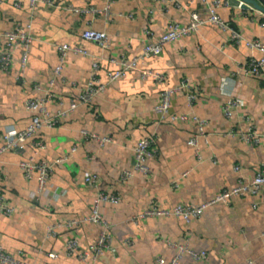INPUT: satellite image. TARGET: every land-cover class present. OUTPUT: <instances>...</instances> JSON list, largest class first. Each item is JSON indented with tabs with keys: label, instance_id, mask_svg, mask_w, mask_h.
Instances as JSON below:
<instances>
[{
	"label": "crops",
	"instance_id": "obj_1",
	"mask_svg": "<svg viewBox=\"0 0 264 264\" xmlns=\"http://www.w3.org/2000/svg\"><path fill=\"white\" fill-rule=\"evenodd\" d=\"M13 1L0 0V34L17 23L30 22L27 30L33 40L23 71L18 51L9 71L0 70V144L4 135L14 137L30 122L32 114L26 100L43 94V90L33 89L32 83L42 89L48 86L58 62L56 44L85 48L98 60L97 76L106 87L91 103L77 106L62 115L55 126L38 132L37 137L44 142L39 158L53 161L67 156L54 165L46 194L37 193L35 173L25 179L19 168V161L32 150L28 143L25 155L13 151L0 154V195L4 204L14 208L11 215H0L2 248L28 264H168L177 250L169 244L174 242L206 252L198 261L184 255L179 264H264V213L259 196H232L227 203L206 207L201 217L188 222L173 215L132 219L153 206L171 209L177 204L199 205L236 185L239 178L252 179L264 163V77L246 75L243 67L250 55L257 57L258 53L229 38V29H234L264 44V13L241 1L233 5L219 0L218 13L228 23L227 31L202 25L108 82V72L118 68L111 58L130 61L148 41L157 40L167 23L185 25L191 11L206 17L205 3L113 0L106 13L108 0H54V5L38 3L33 10L27 0H20L19 8ZM255 1L264 7V0ZM87 27L105 31L108 46L82 39ZM3 43L0 35V48ZM143 68L162 72L166 87L188 82L195 100L188 103L184 88L172 94L170 110L206 119V141L200 137L197 146L187 144L195 130L190 118L183 122L159 119L153 108L160 101L161 86L150 78L142 79L139 71ZM90 72L91 57L66 56L62 78L51 87L53 98L47 104L50 115L77 98ZM228 99L240 101L231 109L230 118L223 113ZM250 126L262 135L256 144L227 134L231 128L247 130ZM82 129L108 136L110 141L99 145L93 139L84 140ZM153 132L158 154L146 161L149 172L134 173L121 182L120 173L132 169L136 142ZM237 164L241 167L238 172L233 170ZM88 174L98 176L99 189L120 197L117 204L99 206L110 225L113 250H103L95 258L89 249L97 241L100 227L84 220L91 214L97 193L82 181ZM31 192H36L35 199ZM254 201L257 208L252 207ZM69 219L80 222L46 235L47 227ZM71 238L77 240L79 252H88L86 259L66 253L65 243ZM49 252L57 253V258L50 259Z\"/></svg>",
	"mask_w": 264,
	"mask_h": 264
},
{
	"label": "built area",
	"instance_id": "obj_2",
	"mask_svg": "<svg viewBox=\"0 0 264 264\" xmlns=\"http://www.w3.org/2000/svg\"><path fill=\"white\" fill-rule=\"evenodd\" d=\"M30 8L33 10L38 3H44L46 5H54V0H27ZM113 0H108L107 5L104 8L106 13L109 10L110 4ZM194 0H188V4L192 3ZM207 8L208 14L206 17H201L197 11H191L189 13V20L185 25H181L175 22H169L166 25L165 31L157 38L155 41H148L142 48L141 53L133 57L130 61H126L123 58H111L110 61L118 65V68L113 71L108 72V82L114 81L122 77L125 72L129 69H134L139 60L146 59L150 56L157 55L166 43L178 40L182 36H186L193 31L198 30L202 25L211 24L216 25L222 30L227 31L229 26L226 20H224L218 13V8L220 7L219 0H202ZM21 5L20 0H14L13 6L19 8ZM71 10L76 11L73 7H68ZM91 10V9H90ZM264 25V23H262ZM31 23L22 25L17 23L15 27L11 30L2 32L0 35L4 39L3 46L0 48V70L3 72H8L10 69L11 59L15 51L20 53L19 64L23 71L26 68L28 62V56L30 51V44L33 40L32 36L29 34V28ZM28 29V30H27ZM145 32L151 37V31L146 29ZM81 38L86 41H92L97 43L100 47L108 46V36L105 31L96 30L91 27L85 28L81 33ZM230 41L243 45L246 49L258 53L255 57L250 55L246 63L244 64V71L246 75L262 76L264 77V44L258 39H249L242 36V34L234 29H229ZM57 50V64L54 66L52 71V77L49 79L48 86L43 88L37 83H32V87L35 90H43L42 96L29 97L26 100V108L31 112V119L27 126L16 133L14 137L3 136L4 141L0 144V154L6 151H13L21 155H25L26 144L28 143L31 147V152L26 154L22 158L18 165L22 171V175L25 179L33 178V173H35V180L37 185V193L46 194L48 192V181L53 172V167L67 159V156H60L55 158L53 161H47L43 158L38 157L40 150L44 148V142L37 137L38 132L45 127H52L58 123V119L65 115L67 112L73 111L77 106L82 104H88L93 101L96 95L101 93L105 87L106 83L99 80L97 76V71L100 64L97 59L92 57L90 53L83 47L79 45H70L68 43L56 44ZM72 53L74 55H82L91 57V72L90 75L79 92L76 99H70L69 105L65 109H59L54 115H50L47 104L53 98L52 85L56 79L62 78L63 63L66 56ZM139 75L142 79L150 78L156 84L161 86L160 90V101L154 106L153 110L159 116V119L169 118L172 121H186L191 119L195 124V130L192 135L187 140V144L191 147H195L198 144L200 137L204 138L206 141V125L208 121L204 118H200L196 115H188L186 113L175 114L170 110L171 97L172 94L180 91L182 89L187 90L188 103H192L196 96L194 91L190 88L187 81H182L179 85L175 87H166L164 85V74L159 71L152 69L143 68L140 69ZM22 84L26 81L23 77H19ZM240 105L238 99H228L223 105V113L227 118L232 115V108ZM81 136L84 140L93 139L98 142L99 145H104L110 141L108 136H100L97 133L89 132L86 129L80 131ZM228 135H237L242 140L247 143H258L261 134L257 133L253 127H249L247 130H236L231 128L227 131ZM156 135L151 133L140 140H138L133 148V159H132V169H124L120 173L119 180L121 182L126 181L134 175V173L147 174L149 172V167L146 163L148 159L155 157L158 153L155 145ZM73 146L71 151H74ZM241 167L239 164L233 166V170L238 172ZM185 175V173L183 174ZM83 183L89 187L96 189L97 193L92 203L91 214L87 216L84 220L93 222L100 227V234L95 243L90 245V251L95 256L101 254L103 250H113L110 246L111 237L109 234L110 225L104 219L99 211V206L101 203L117 204L120 201V197L117 194L109 193L99 189L98 176L96 174L85 175L82 179ZM57 197V193L54 192ZM259 196L261 198V203L263 205L262 211L264 213V163L260 166L258 171L255 173L252 179L244 180L239 178L236 185L229 189H223L218 192L211 199L199 204H177L171 209L158 208L156 206L147 208L135 215L132 219L135 221L140 218L145 217H155V216H177L188 222L191 219L199 218L203 214L206 207L217 204V203H227L232 196ZM30 197L35 199L36 192H31ZM258 202L254 201L252 203L253 208H257ZM14 211L12 206L6 205L0 195V215L9 216ZM80 220L69 219L66 223H55L50 225L46 229V235H54L56 229L61 226L70 227L72 225L78 224ZM261 236L264 241V227L261 231ZM172 247L177 250L171 257L168 264H179L180 260L184 255H188L194 261L201 260L206 257L205 251H195L188 247L186 243H171ZM65 250L68 255L76 254L80 259H86L88 254L87 251H78V242L76 239H68L65 243ZM47 256L50 259L57 258V253L49 252ZM0 264H28L21 261L9 253H7L0 245ZM91 264V263H89Z\"/></svg>",
	"mask_w": 264,
	"mask_h": 264
},
{
	"label": "water",
	"instance_id": "obj_3",
	"mask_svg": "<svg viewBox=\"0 0 264 264\" xmlns=\"http://www.w3.org/2000/svg\"><path fill=\"white\" fill-rule=\"evenodd\" d=\"M240 1L245 4L254 6L255 8L261 10L264 13V7L259 5L255 0H228V2L232 3L233 5H238Z\"/></svg>",
	"mask_w": 264,
	"mask_h": 264
}]
</instances>
